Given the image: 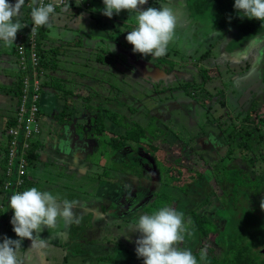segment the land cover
<instances>
[{"label":"rangeland","instance_id":"374dc122","mask_svg":"<svg viewBox=\"0 0 264 264\" xmlns=\"http://www.w3.org/2000/svg\"><path fill=\"white\" fill-rule=\"evenodd\" d=\"M83 1L87 2L88 0ZM99 2H103V0H99ZM9 3L15 4V0L13 2L9 1ZM94 5L96 6V2H94ZM161 5L171 7L177 18L176 35L169 44L165 57H143L133 52V46L127 42L126 36L128 31L133 30L136 26L135 13L129 15L127 11H123L119 15L108 18L111 22H119L116 23L117 28L122 33L121 36L117 33L115 39H118L123 47L116 46L114 51L113 44L110 45L117 59L109 57L106 58L109 60L108 64L98 65L85 61L84 58L74 57V54L71 53L70 56H67V54L65 56L58 55V62L60 68L73 71L70 74L64 73L69 75V79L72 80V84L68 85V88H72L73 91L84 88L90 95H96L97 93L102 97H116L123 102L125 106L113 107L119 110V114L125 115L123 117L126 120L123 123L134 124V121L140 122L147 113L160 118L167 117L171 130L167 135H162L158 140L156 139L154 143L161 146V141L166 138L171 145L172 152L169 153L166 148H160L159 151L154 152L144 140L141 141L142 144L140 145L134 142L129 143V150L127 151L116 152L104 149L103 142L108 141L114 135V131L124 129V126L117 125L112 119H109L105 110L96 111L104 114L108 131L102 135L96 134L88 137L91 127L84 131L83 136L77 135L74 129L70 127L73 134L72 139H64L65 145H80L78 146L79 150L85 152L84 155L79 154V157L83 158L81 166L91 162L92 167L86 171V174L93 182L90 186L88 184L90 179L81 181L73 175H65L63 179V182L67 181L71 186L55 181L54 187L56 188L51 191L53 196L61 204L65 200L74 201L73 215L77 212L79 214L74 215L67 221L61 219L58 222H60V228L63 225V229H66V225L69 223L67 229H70V233L73 231L72 236L82 235L85 227L89 228L90 224L94 228L97 227L95 229H100L103 219L97 216L94 219L92 215L88 214L89 210H95L97 213L100 212V214L112 218L126 216L129 221L138 222L139 217L146 214L143 209L149 204L155 193H172L174 197L182 198L175 210L183 213L186 223L191 222L188 214L190 209H197L198 211L207 209L213 211V217L218 219L221 231L220 236L212 235L208 240H202L195 226L188 223L189 230L193 235L186 236L181 247L190 249L194 254L198 247L207 245L208 248L218 251L216 264H230L229 261L234 260L236 253L250 240V235L264 233V210L260 206L261 201L264 200V193L260 197L253 198L254 196L247 194L246 191L244 193L240 192L238 200L233 201L231 198L229 203L223 205L220 201L222 193L212 175H205V172L208 173V171H205V178L199 180L198 178L202 173L198 169L204 171L200 160L207 162L208 165H213L215 168L217 167L215 164L232 165L241 162L240 159L242 158L236 149V145L233 143L227 144L228 137L223 133V130L233 122H239V114L246 108L243 99L247 92L245 88L246 82L248 83L247 68L249 66L258 68L264 62V31L253 37L251 41L237 45L232 53H227L226 45L238 33L236 28L224 29L217 24L218 5L216 1L151 0L148 6L141 8V10H147L148 7L159 8ZM197 6L201 7V12ZM103 8L104 4L99 6L100 16L103 15L101 11ZM22 12L23 8L21 9ZM124 19H126L127 27L121 25V22L124 23ZM106 20L103 18L102 22L105 23ZM61 32H58V34ZM64 32L68 34L67 30ZM104 35V32L100 35L102 46H105L107 42L103 37ZM88 36V34L80 32V38L84 44L88 40ZM74 38L75 34H72L69 40H74ZM6 49L8 54H13L14 44L6 46ZM207 52L210 53L209 58L201 61V57ZM161 59L174 64L169 68V65L163 64L165 62L161 63ZM16 63H13L14 68H18ZM158 63H161V67L169 72L168 75L161 73L162 69L158 66ZM147 66L149 69H146ZM200 70L205 71L210 76V80L203 91L197 94L196 99L188 96L184 91L173 93L166 91L167 88L176 85L194 83L199 79L198 71ZM74 72L83 73L86 76L79 78L77 77L78 74H74ZM98 78L105 81H100ZM111 83H114L116 88L111 87ZM156 83L161 85L159 88L160 94L156 92ZM63 87H67V83H64ZM77 90H75V94ZM118 90H120V94H118ZM208 98L212 101L210 107L207 108L202 102H206ZM85 101L84 96L77 95V98L71 100L70 109L73 111L81 110L85 117H89L85 112L87 109ZM92 105L96 109L100 106L94 101H92ZM102 107L104 109L109 107L113 110L109 103L103 104ZM132 110L134 111L132 112ZM15 115L16 113L13 116ZM223 116L226 124L220 127L219 121ZM200 124H203V126L201 127ZM206 126L210 128L209 137L213 145L211 149H205L204 145L207 146L208 143L203 145L200 140V135ZM211 129H215L214 133ZM58 133L61 134V131ZM203 139H206V137L204 136ZM7 140L8 138L5 142V148ZM94 146L98 147L96 152H87L88 149L92 150ZM229 149H233L231 154H228ZM135 152L136 156H134ZM54 154L58 160L53 161L55 164L53 167L56 170H52L51 174L54 176L58 173L64 174L69 170L68 167L63 165L65 158L57 152ZM179 156L183 159L181 173L178 170H171L174 167L172 166L174 164L173 160H176ZM126 157L131 159L134 164L136 163V166L141 167L142 171L144 170L140 173L139 178L135 177L133 179V173L123 165ZM254 159L257 163L264 161V149H260ZM70 161H72L71 158L66 159L67 163ZM246 165L244 164V166ZM28 169L31 176L32 174L37 176L30 167V163ZM126 169L128 171H125ZM105 172H107L109 179L121 180V183H117L116 186L119 191L123 190L120 191L123 194L119 199L120 202H118V199L116 202L109 201L114 204V207L111 204L107 205L106 202H101V205L97 203L98 200L107 201L103 190L105 186L98 184V182H103L99 178ZM125 173H129L127 177ZM94 175L98 176L94 177ZM51 180L52 178L49 179V181ZM75 186L77 191L74 190ZM88 187L90 190L87 189ZM94 189L97 191L92 193ZM130 191L135 192L138 200H140L139 202L132 204V200L129 201V198H126V194ZM84 199H90V203L85 205ZM105 205L108 209L107 212L104 209L100 210ZM75 206L80 208L76 212ZM226 217H229V219ZM70 221L71 224L75 223V226H70ZM109 228L110 230L106 228L102 231V247L101 250H98L101 251L100 254L112 253L113 257L111 256V258L122 261V264H144L143 259L136 254L135 241L137 239L125 240L127 237H132V233L126 232L124 238L120 239L122 232L117 231L119 228L114 224ZM244 230H246L245 233H243ZM242 234L243 238L239 239L237 236ZM260 239L263 240V237H260ZM263 249L264 247L261 248V250ZM90 250L92 249L90 248ZM90 250L88 251L91 252ZM90 256L92 257V255ZM88 261L92 260L89 259Z\"/></svg>","mask_w":264,"mask_h":264},{"label":"crops","instance_id":"0c3cea01","mask_svg":"<svg viewBox=\"0 0 264 264\" xmlns=\"http://www.w3.org/2000/svg\"><path fill=\"white\" fill-rule=\"evenodd\" d=\"M14 1V0H9ZM31 0H26L25 5L23 6V12L20 16V22L22 24V29L17 33V38L14 44V53L8 54L6 51V46L3 44V42H0V186H1V180L3 179V168H4V159H3V152L5 151V142L7 139V136L5 134L6 127L8 125V122L10 119L13 118L14 111L16 110V104H17V94H15L16 86H18V80H19V69L14 68L13 63H16L15 59V49L16 44L19 41L20 36L25 35L27 28H26V21L29 18L28 12L31 13V9L28 7L32 3ZM148 0V4H149ZM94 2H96V6L94 5ZM30 3V4H29ZM29 4V5H28ZM103 2H99V0H88L87 2H84L83 0H68L67 6H70L69 11L65 12L63 9L56 12V16L52 22V27H42L41 30V40L43 47L46 49L47 53H50V49L55 47L58 52L57 55L54 57L51 53L50 55L53 57V59L56 62L55 67H50L49 69H46L47 75L44 82V90H43V97L41 101V122H42V134L40 135L37 142H42V146L39 147V149L36 152V157L34 158V161L31 163V168L35 172L37 176L34 174H30L31 180L29 183V186L27 188L30 189L32 187H36L40 191H48L51 192L55 186V181H59V183H63L64 185L69 184V182H63L64 176H77L78 180H88L86 171L91 169V167H84V168H77L74 167V170H67L64 174L58 173L56 176L51 174L52 170H56L54 160L56 159L54 153H58L59 155L64 156L65 159L73 157H79L80 155H84L85 152L80 151L79 147L80 145L76 146H70L69 144L65 145L64 134L69 135V139H72V132L71 129H74V125L72 124H64L60 127H57L56 119L54 116L58 114L59 112L63 111L66 108V104L68 102V97L72 100L74 98H77L75 96V89L74 91L72 88H68V85L72 84V80L69 79V75H65L64 73H73V71L68 69H62L59 67L58 62V55L70 56L69 54H74V57L77 58H84L85 61H90L93 64L98 65H106L108 64L109 60L106 58H113L117 59V56L114 55V51L111 49V44L115 45V47H123L118 39H115L117 37V33L122 35V33L117 28V24L119 22H111L108 17H105L104 15L100 16L99 12V6L102 5ZM148 4L142 6V8H146ZM143 11V10H142ZM136 15V14H134ZM83 17V19H80V17ZM126 17V16H125ZM103 18L107 19L105 23L102 22ZM127 19V17H126ZM124 23L121 22L123 26H126L125 20ZM192 23V21H191ZM68 31V34L64 31ZM62 31V32H61ZM58 32H61L58 34ZM80 32L88 34V40L84 42L80 38ZM105 35V40H107L105 46H102L100 35L101 33ZM63 33V35H62ZM72 34H75L74 40H69L72 36ZM91 34V35H90ZM87 39V37H86ZM237 39V35L235 38L226 45V51L227 53H232L235 51V46H232L231 43ZM249 41V40H248ZM251 41V40H250ZM245 41H242L240 44H244ZM107 46V49L105 50V47ZM65 53V54H64ZM94 58V59H93ZM17 64V63H16ZM264 62L263 64L258 68H247V80L246 82V89L247 92L244 95L243 102L246 104H249V100L254 97L253 94L258 93L257 99L259 104L264 105V85H262V81L264 78ZM15 69V72H14ZM163 69V68H161ZM164 70V69H163ZM74 74H78L77 72H74ZM72 74V75H74ZM86 75L83 73H80L77 75V77L84 78ZM99 79V78H98ZM100 81H105L101 80ZM60 81V82H59ZM67 83V91L72 92L73 95H69L67 98L64 96L59 95V90L56 88V85L58 83ZM157 84V83H156ZM155 84V87H156ZM111 87L116 88L114 83L110 84ZM123 87V86H122ZM128 87V86H127ZM131 87V86H129ZM121 89V87H120ZM118 92V91H117ZM121 93V92H120ZM119 93V94H120ZM261 95V96H260ZM263 95V96H262ZM104 97V96H103ZM111 100V107L113 108L115 105L117 106L118 103L123 102L119 101L116 97H105ZM173 99V97H172ZM261 100V101H260ZM104 109V108H103ZM111 110L109 107L105 108L104 110ZM115 109L113 108V111ZM153 115V114H152ZM158 117V116H157ZM167 118V117H164ZM164 118L161 117V120ZM149 120V118H148ZM147 119L145 120L146 123ZM165 122V120H164ZM144 123V124H145ZM168 118L166 119L165 125L168 126V128L171 130V126L168 125ZM202 127L203 124H200ZM212 127V125H210ZM71 127V129H70ZM57 129V130H56ZM264 129V126H263ZM45 130V131H44ZM215 129H211L212 133H214ZM61 131V134L58 132ZM207 132V134H206ZM209 132V133H208ZM176 134V133H175ZM210 134V128L208 126L205 127V129L202 131L200 135V140L203 143H208L207 146L204 145L205 149H211L213 148L212 141L209 137ZM206 137L207 140L203 139V137ZM51 137V138H50ZM98 150V147L94 146L93 149L87 150V152H96ZM74 153V155H72ZM124 165V163H123ZM125 171H128L127 169ZM131 171V170H130ZM132 172V171H131ZM127 174L125 173L126 177ZM134 177L133 179L139 178V174L133 173ZM107 177V178H106ZM109 176H105V179L103 182H98V184H102L105 186L103 188L105 199L107 201H100L98 200L97 203L101 205V202H106L107 205L111 204L112 207H114V204L111 202H116V192L118 191V188H116L117 183H121L120 179H109ZM112 177V176H111ZM52 178L51 181L49 179ZM116 178V177H113ZM126 179V178H125ZM124 179V181H125ZM93 180L90 179L89 185L91 186ZM87 184V185H88ZM70 185V184H69ZM88 185V186H89ZM71 186V185H70ZM100 189V187H98ZM90 190V188H87ZM74 190L77 191V187H74ZM59 191V190H58ZM97 190H92V193L96 192ZM55 192V191H53ZM84 192V191H83ZM155 198L150 200L151 201ZM3 195L0 192V204L3 203ZM85 205L87 203H90V199H84ZM149 204L146 206L148 207ZM145 207V208H146ZM110 208V207H109ZM80 208L75 206V212L78 211ZM106 210L108 211L107 206L101 207L100 210ZM88 214L92 215L95 219L97 217L103 219V223L101 224L100 229H95L94 226H90L89 228L85 227V231L82 235L77 236L73 235V231L70 233V229H67L69 226V223L66 225V229L60 228V222H58L57 226L52 229H45L40 234V239H44L46 242L45 247H41L39 244V240H37L36 247L32 246V241L25 239L23 241L22 247L19 249L18 255L23 261V264H110L107 262H103L99 258V254L102 247V231L106 228H109L111 225L117 226L119 229L117 231H121V228L132 230L134 228V223L136 221H129L126 219L127 217H121V218H112L108 215H102L100 212H96L95 210H89ZM146 214H149L148 212ZM74 215H79L78 212ZM73 215V216H74ZM93 219V220H94ZM114 219V221H112ZM75 223L71 224L70 226L74 225ZM130 225V227H129ZM73 229V228H72ZM132 237H127L128 239H138L139 235L132 234ZM4 237L10 238L12 240H18L19 237L16 235V233L10 230H1L0 231V243L3 242ZM93 250H90V248ZM90 250L92 254L89 253ZM87 253V254H86ZM98 256H97V255ZM92 255V257L90 256ZM91 259L92 261H88ZM88 261V262H86ZM118 264H122V261L117 262Z\"/></svg>","mask_w":264,"mask_h":264},{"label":"trees","instance_id":"16d2710c","mask_svg":"<svg viewBox=\"0 0 264 264\" xmlns=\"http://www.w3.org/2000/svg\"><path fill=\"white\" fill-rule=\"evenodd\" d=\"M217 3V13H216V20L217 24L221 28H236L237 30V39L231 43L232 46L239 45L243 39L246 41L251 40L253 37H255L258 34H261L264 31V24H262L258 20H248L247 18L241 19L238 15L234 5L235 0H214ZM198 9L201 12V7L197 6ZM28 12V16H29ZM27 23H30V18L27 19ZM41 30L39 33V40H38V50L40 53V62L43 69H49L50 67H55L56 62L53 59V57L50 55L51 53L55 57L57 55L58 50L53 47L50 49V53L48 54L46 49L43 47L42 40H41ZM244 37V38H243ZM210 53H205L201 57V61L209 58ZM165 57V56H164ZM165 62V63H163ZM161 63L169 65V68L173 66L174 63H171L167 60L162 61ZM161 63H158V66L161 67ZM162 64V65H163ZM157 65V64H156ZM197 66V65H196ZM162 68V67H161ZM146 69H149L147 66ZM163 70V69H162ZM161 70V73L169 74L168 71L164 69V71ZM171 70V69H169ZM199 73V79L195 81L194 83H185L176 85L172 88H167V92H175V91H184L188 96L196 99L197 94L201 91H203L204 87L206 86L207 82L210 80V76L205 71H198ZM63 82L58 83L56 85V88L59 90V95L68 97L69 95H73L72 92L67 91L66 87H63ZM264 85V78L261 83ZM18 86H16L15 94L18 95V92L20 90V77L18 80ZM161 87L160 84H156V92H159V88ZM164 91V92H166ZM120 93V90H118V94ZM160 94V92L158 93ZM84 96V99L86 100V110L85 112L89 115V117H83V111H80L79 113L73 114L74 111L70 110V105L72 104L70 96L68 97V102L65 105L66 108L56 114L54 118L56 119L57 123V129L58 127L64 125V124H72L75 126L76 132L78 134H81L83 131V127L90 122V125L92 126V130L90 131L88 137H92L93 135H102L106 131H108V128L106 126L104 117V114L101 112L96 111H103V104L111 103V100L105 97H102L96 93V95H90L88 92L84 90V88H80L77 90V93L75 96ZM254 97L249 100V104H246V108L242 110L239 114V122H233L231 125L224 128L223 133L228 137L227 144H235L236 149L238 150L239 154L241 155L240 161L237 164L232 165H225V164H215L217 167L215 168L213 165H208V163H205L204 161L200 160V164L203 167V170H199V172L202 173L200 175V178H203L204 172L206 174H211L214 180L216 181L218 187L220 188V191L222 193L221 197V204L229 203V198L232 196L234 200H236L239 190H245L247 194L253 195L255 197L260 196L261 191H264V172H259V169H256V151L258 148L263 147L264 148V105L259 104L258 99L256 96H258V93L253 94ZM261 96V95H260ZM263 96V95H262ZM98 97V98H96ZM92 101L97 102L100 106L97 107V109L92 105ZM211 99L208 98L206 102H202L204 106L207 108L210 107ZM261 101V100H260ZM117 106H125L122 103H118ZM115 105V107H117ZM134 110H132L133 112ZM106 116L109 119H112L114 123L120 126H124V129L114 131V135L108 140L103 142L104 149H110L111 151L121 152V151H127L129 150L128 144L131 142L136 143L137 145L142 144L141 141L144 140L145 143L149 145V147L154 151L157 152L160 150V148H166V150L170 153L172 152L171 145L168 143L166 138H163L161 141V146L158 144H155L154 142L156 139L158 140L160 136L167 135L170 129L167 125H165L164 120L160 117L154 116L151 113H147V115L140 121H134V124H128L123 123L124 120H126L125 115L119 114V110H105ZM138 112V110H136ZM135 114V113H134ZM122 115V116H121ZM149 118V120H148ZM147 119L146 123L145 120ZM145 123V124H144ZM13 124V120L10 119L8 122L7 127ZM226 121L225 117H221V120L219 121L220 127L225 126ZM6 127V128H7ZM56 129V130H57ZM124 130V131H123ZM206 140V139H205ZM42 146V142H35L33 144V147L30 150V156L29 160L32 163L34 161V158L36 157V152L39 149V147ZM233 152V149H229L228 154H231ZM134 156H136V152L134 153ZM199 160V159H198ZM245 160H247L245 163ZM182 161V157H177L176 160H173L174 167L171 168L172 171L179 170L180 164ZM202 161V162H201ZM5 164V163H4ZM244 164H247L244 166ZM124 165L128 167L132 171V173H137L140 175V170L138 167H136V163L134 164L131 162V159L126 157L124 161ZM177 165V166H176ZM197 167V162L195 163ZM5 167V166H4ZM5 168H3L4 170ZM194 171V170H193ZM98 176V175H94ZM105 176H107V172L103 173L101 178H99L101 181L105 179ZM247 178L248 180H246ZM4 180V172H3V179ZM30 181L27 182V187L29 186ZM27 190V188L25 189ZM0 192L3 195V202L5 199L9 197L8 192L4 190L2 185L0 186ZM159 197V196H158ZM161 199L154 198L149 206L146 208L147 212L149 214H152L155 211H158L162 207H171L176 209L175 207L178 206L177 203H174L175 201H178L175 199V197L167 194H162L160 197ZM2 212L0 211V217L2 216ZM192 217V225L195 226L198 235L200 239L202 240H208L209 238L213 236H220L221 231L219 229L218 221L216 219H211L207 217H201L198 215L196 211L190 212ZM135 226V223L133 224ZM1 230V228H0ZM10 231H13V226L10 227ZM123 231L120 235V239L124 238V235L126 232H130L135 235H139L138 239L140 238V233L138 231H131L130 228L123 229ZM249 231V230H248ZM246 230H244L243 233H245ZM80 236V235H79ZM239 239L243 238L242 235L237 236ZM260 237H263V240L260 239ZM125 240H128V238H125ZM124 240V241H125ZM234 242V241H233ZM264 245V236L263 234H252L250 235V240L247 241L240 251L236 253L234 256V260H230V264H264V257L261 255L262 252L258 251V248L260 246ZM206 249L207 255L205 258H201V252L202 250ZM92 254L91 252H89ZM218 251L213 248H208L207 245H201L197 248L196 252H194V256L197 259L198 264H216L217 263V256ZM97 255V254H96ZM98 256V255H97ZM108 256V257H107ZM113 257L112 253H103L99 254V258L103 262H107L110 264H118V259L114 260L111 258Z\"/></svg>","mask_w":264,"mask_h":264},{"label":"clouds","instance_id":"9594fccd","mask_svg":"<svg viewBox=\"0 0 264 264\" xmlns=\"http://www.w3.org/2000/svg\"><path fill=\"white\" fill-rule=\"evenodd\" d=\"M25 2L15 0V4H12L9 0H0V42L5 46L15 43L17 33L22 29L20 16ZM31 3L33 36L39 28L52 27L56 8L54 3L45 4L43 0H31ZM103 4L102 14L108 18L123 11L129 15L136 14V26L126 36L134 53L151 58H161L167 54L177 26V18L171 7L161 5L142 11V6L148 4V0H103ZM234 7L241 19L258 20L264 24V0H235ZM63 10L67 12L71 9L66 6ZM112 46L115 51V46ZM74 204V201L67 200L61 204L51 192L40 191L36 187L14 193L9 207L14 212L11 224L19 239L4 237L0 243V264H23L18 252L25 239L32 241L31 247H36L37 240L41 247H45L46 242L40 239V234L45 229L55 228L59 220L72 218ZM260 206L264 210V200ZM188 223L183 213L171 207L141 215L131 230L141 234L135 241L137 256L143 259L144 264H198L192 251L181 247L185 237L193 235ZM206 255V249L202 250L201 258Z\"/></svg>","mask_w":264,"mask_h":264},{"label":"built area","instance_id":"2783aa9c","mask_svg":"<svg viewBox=\"0 0 264 264\" xmlns=\"http://www.w3.org/2000/svg\"><path fill=\"white\" fill-rule=\"evenodd\" d=\"M31 2V1H30ZM45 4L54 3L56 12L64 9L68 0H43ZM30 4V3H29ZM28 4V5H29ZM32 4L28 7L31 9ZM30 23L26 22L27 31L20 36L15 49V59L20 71V90L17 95L16 115L13 124L6 128L8 138L6 150L3 152L5 163L4 180L1 185L9 197L0 204V228L12 227L11 219L14 212L9 207L10 198L14 193L23 192L27 182L31 180L29 174L30 150L42 134L41 101L47 71L40 62L38 40L40 28L31 36L33 22L29 13Z\"/></svg>","mask_w":264,"mask_h":264},{"label":"flooded vegetation","instance_id":"af4514ba","mask_svg":"<svg viewBox=\"0 0 264 264\" xmlns=\"http://www.w3.org/2000/svg\"><path fill=\"white\" fill-rule=\"evenodd\" d=\"M264 98V97H263ZM70 110H72V109H70ZM73 111V110H72ZM81 110H77V111H74V113L73 114H76V113H79ZM83 117H85V115L83 114ZM75 125V124H74ZM89 127H91V129L89 130V131H91L92 130V126L90 125V122H88V124H86L84 127H83V131H82V133L81 134H78L77 132H76V129H75V126H74V131H75V133L77 134V135H80V136H83L84 135V131L87 129V128H89ZM64 136H65V139L66 140H69V135H67V134H64ZM262 150V149H264L263 147H261V148H258L257 149V151L256 152H258L259 150ZM72 155H74V153H72ZM72 161H70L69 163H67L66 162V159H65V162H64V166H66V167H68L69 168V170H74V167L76 166L77 168H84V167H91L92 166V164H91V162L90 163H87L86 165H84V166H81L82 165V160H83V158H81V156L80 157H73L72 156V159H71ZM183 160V159H182ZM205 162V161H204ZM205 163H207V162H205ZM181 164H182V161H181V163L180 164H178V165H180L181 166ZM177 166V165H176ZM76 167H75V169H76ZM136 167H138V166H136ZM139 168V170L141 171V172H143L142 170H141V167H138ZM182 168V166L180 167V169ZM256 169H259L260 171L259 172H261V173H263L264 172V161H260V162H256ZM179 171V170H178ZM181 171V170H180ZM199 171V170H198ZM140 172V173H141ZM180 173V172H179ZM74 176V175H73ZM203 178H198L199 180H202V179H204L205 177L204 176H202ZM216 182V181H215ZM217 184V183H216ZM185 190V189H184ZM121 192L123 191V190H120ZM119 190L116 192V199H118V202H120L119 201V199L121 198V196L123 195L121 192H120ZM240 192H245V190H239V194H240ZM264 193V191H261V194H260V196L262 195ZM162 194H167V195H171V196H173V194L172 193H161V194H158V193H155V195H157V196H159V197H156L155 195V197L156 198H158V199H161L160 197L162 196ZM239 194H238V196H237V198H236V200H238V198H239ZM253 196V195H252ZM260 196H258V197H260ZM174 197V196H173ZM126 198H129V201H131L132 200V204H135L136 202H139L140 200H138V196L137 195H135V192H132V191H130L129 193H127L126 194ZM233 199V201H235L234 200V198L231 196L230 198H229V201H230V199ZM253 198H257V197H253ZM175 199H177L178 201H175L174 203H177V204H179L180 203V201H181V197H175ZM127 203V202H126ZM147 208V207H146ZM146 208H144L143 209V211H146V213H147V210H146ZM176 208V207H175ZM130 209H132V207H130ZM191 211H196L197 213H198V215H200L201 217H207V218H211L212 220L213 219H216L215 217H213V211H208L207 209L205 210V211H198L197 209H190V211L188 212V214H189V216H190V219H191V222H190V225H192V217H191V214H190V212ZM208 213H210V214H208ZM227 219H229V217H226ZM217 221H218V219H216ZM225 220V219H224ZM218 224H219V222H218ZM189 225V226H190ZM197 231V230H196ZM198 233V232H197ZM258 234H263V236H264V233H262V232H260V233H258ZM264 247V245L263 246H260L259 248H258V251L259 252H262V256L264 257V249L263 250H261V248H263ZM119 261V260H118Z\"/></svg>","mask_w":264,"mask_h":264},{"label":"water","instance_id":"95a60500","mask_svg":"<svg viewBox=\"0 0 264 264\" xmlns=\"http://www.w3.org/2000/svg\"><path fill=\"white\" fill-rule=\"evenodd\" d=\"M55 160H58V159H55Z\"/></svg>","mask_w":264,"mask_h":264}]
</instances>
